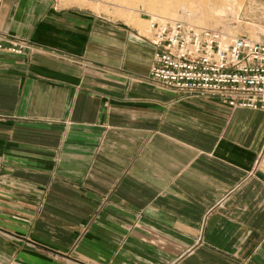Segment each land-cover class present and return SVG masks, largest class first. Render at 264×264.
I'll return each mask as SVG.
<instances>
[{
  "label": "crops",
  "instance_id": "obj_1",
  "mask_svg": "<svg viewBox=\"0 0 264 264\" xmlns=\"http://www.w3.org/2000/svg\"><path fill=\"white\" fill-rule=\"evenodd\" d=\"M0 264H264V110L149 80V28L2 0Z\"/></svg>",
  "mask_w": 264,
  "mask_h": 264
},
{
  "label": "built area",
  "instance_id": "obj_2",
  "mask_svg": "<svg viewBox=\"0 0 264 264\" xmlns=\"http://www.w3.org/2000/svg\"><path fill=\"white\" fill-rule=\"evenodd\" d=\"M2 0H0V7ZM149 80L183 96H216L232 108L264 110V40L228 37L183 19H150ZM26 40L0 33V49L22 53Z\"/></svg>",
  "mask_w": 264,
  "mask_h": 264
},
{
  "label": "rangeland",
  "instance_id": "obj_3",
  "mask_svg": "<svg viewBox=\"0 0 264 264\" xmlns=\"http://www.w3.org/2000/svg\"><path fill=\"white\" fill-rule=\"evenodd\" d=\"M118 22L148 28L150 19H183L202 27L218 28L228 37L264 40V0H49ZM206 3V4H205Z\"/></svg>",
  "mask_w": 264,
  "mask_h": 264
},
{
  "label": "bare ground",
  "instance_id": "obj_4",
  "mask_svg": "<svg viewBox=\"0 0 264 264\" xmlns=\"http://www.w3.org/2000/svg\"><path fill=\"white\" fill-rule=\"evenodd\" d=\"M198 1V0H197ZM201 2H204V0L203 1H201ZM206 4V3H205ZM165 18H162V20H164ZM254 40H257V39H254Z\"/></svg>",
  "mask_w": 264,
  "mask_h": 264
}]
</instances>
